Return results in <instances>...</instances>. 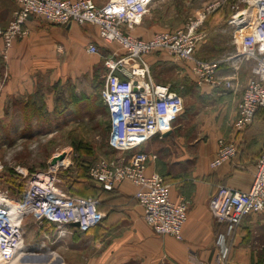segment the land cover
Listing matches in <instances>:
<instances>
[{"label": "built area", "instance_id": "built-area-1", "mask_svg": "<svg viewBox=\"0 0 264 264\" xmlns=\"http://www.w3.org/2000/svg\"><path fill=\"white\" fill-rule=\"evenodd\" d=\"M15 1L18 11L13 20L6 29L0 26V36L6 47L25 35L24 24L36 16L58 26L72 23L93 25L106 43L119 45L124 50L122 55L113 51V55L119 58L106 61L109 73L101 91L110 116L108 145L115 154L92 165L89 176L106 190L125 181L133 183L137 187L134 198L154 233L182 240L188 220V202H173L170 185L164 177L147 172L149 159L156 156H151L143 148L172 129L184 112L185 101L179 90L152 79L147 57L163 53L177 61L191 62L199 86L221 91L237 87V73L223 75L222 67L228 65L235 71L241 62H250L252 76L242 91L234 121L235 130L242 132L253 123L259 111H264V0H254V6L250 4L246 9L241 6L244 0L237 1L230 23L234 26V38L241 51L217 60L196 57L201 39L197 28L201 22L192 23L187 28L162 31L149 39L133 37L132 31L142 23L155 0H108L104 4H97L94 0ZM251 6L253 12L240 15ZM237 17L239 25L235 26L233 22ZM251 24L249 31L240 35ZM87 52L98 54V45L89 44ZM238 154L235 142L222 139L211 167L217 168ZM65 166L60 161L58 166H50L46 172L32 175L20 200L15 201L20 212L18 221L13 220L8 203L1 200V197L8 198L0 191V255L4 261L13 259L24 242L22 225L28 215L55 225L60 235L66 233L64 228L71 223L78 222L77 230L81 232L101 223L103 215L98 210L97 199L71 196L62 189L59 171ZM2 168L0 165V171ZM209 210L217 223L225 224L231 231L238 228L247 216L264 213V144L250 187L242 191L219 186L209 200ZM217 264L227 263L220 260Z\"/></svg>", "mask_w": 264, "mask_h": 264}, {"label": "rangeland", "instance_id": "rangeland-1", "mask_svg": "<svg viewBox=\"0 0 264 264\" xmlns=\"http://www.w3.org/2000/svg\"><path fill=\"white\" fill-rule=\"evenodd\" d=\"M94 1L104 4L108 0ZM237 1L155 0L144 19L158 31L187 28L192 23L201 22L197 28L201 39L196 57L202 60L226 59L241 51V46L234 38V26L230 23ZM249 2L250 0H244L242 8L246 9ZM218 3L216 8L210 10V7L213 8ZM95 34L97 36L98 32L95 31ZM97 38L99 43H93L99 46L101 55L91 57L85 53L81 58L82 66L78 74L69 72L59 77L52 73L35 75L33 90L27 93L16 94L10 84L20 86L25 82L14 78L9 82L10 72L0 70V165L3 167L0 171V191L11 200L10 203L19 201L32 175L46 172L52 159L60 154L63 155V160L65 158L69 161L59 171L62 175V189L78 195L83 192V195L103 197L98 196L99 191L92 188L95 184L88 179V172L92 165L110 154L107 149L110 117L101 100V91L109 73L105 63L111 59V49L119 55L124 50L119 45H109L99 35ZM164 56L150 55L152 79L159 84H170L177 88L183 86L181 92L185 108L174 125L172 140L166 142L157 138L146 151H162L164 145L179 139L183 140L184 145L201 140L203 136L200 130L207 124V113L200 110L202 105H198L205 95L201 93L202 87L197 84L193 64L171 58L170 61L155 62ZM117 58L119 57L114 56V59ZM251 67L250 62L240 63L239 69L235 70H240L237 82L245 80L244 71L249 68L251 70ZM9 86L13 93L7 92ZM26 105H30V113L26 111ZM31 113L41 115L42 119H31ZM262 220L258 217L256 220L251 218L242 222L235 229L233 240H230L232 237L227 238L226 243L232 252L229 260L242 247L241 250L245 248L246 255L247 250L256 254V264H264ZM22 226L25 248L20 262L16 264H92L94 258L101 256L89 249V242L97 234L96 230L84 233L69 228L66 236H61L56 227L37 221L29 215L25 217ZM236 237L240 239L238 245L235 244ZM47 240L62 242L65 252L61 253L60 258L45 253L43 242ZM55 250L53 248L52 251L55 253Z\"/></svg>", "mask_w": 264, "mask_h": 264}, {"label": "crops", "instance_id": "crops-1", "mask_svg": "<svg viewBox=\"0 0 264 264\" xmlns=\"http://www.w3.org/2000/svg\"><path fill=\"white\" fill-rule=\"evenodd\" d=\"M17 11L18 4L15 0H0V26L3 29L9 26ZM23 29L25 35L15 39L10 47H6L3 37L0 36V70L10 72L9 82L12 78L25 82L20 86L10 84L16 90V94L33 90L32 81L35 75L52 73L59 77L69 72L78 74L83 56L101 55L99 53L91 55L87 52L89 44L94 41L99 43L98 35L95 34L97 28L93 25L72 23L55 27L40 17L32 16L26 21ZM159 32L162 31L150 27L143 19L132 34L138 38L149 39ZM111 50L113 52V49ZM112 54L111 58H114ZM157 55L165 54L157 53L155 57ZM149 58L150 56L147 57L148 63ZM160 61H170V58L165 55L155 62ZM249 69L244 71L245 80L239 83L237 79L235 82L237 87L231 91L202 87L201 93L205 96L198 105H202L200 110L207 113V124L200 130L203 136L201 140L184 145L183 140L178 138L180 141L164 145L162 151H146L157 138L166 142L171 141L174 136L173 126L170 132H166L168 135L154 138L143 148L151 156H156L149 159L147 172L166 176L173 202H188V220L183 229V239L154 233L134 198L137 187L125 181L119 184L114 192L105 193L101 198L99 211L103 215L102 224L95 229L97 234L89 242V249L100 253L101 256L94 258L92 264H217L220 260L227 264L257 263L256 254L247 250L246 255L245 248L241 250L240 245L238 247L241 248L236 251L234 257L230 256L229 260L232 252L226 240L233 236L235 230L231 231L225 224L217 223L209 210V200L219 186L224 185L242 191L250 187L257 160L263 149L264 111H260L253 123L244 131L238 132L234 128L239 99L252 76V70ZM239 71L236 72L237 75H240ZM234 72L229 66L222 67L223 75L230 76ZM174 88L180 92L184 89L183 86ZM9 91L12 92L10 86L7 89V92ZM222 139L235 142L239 154L229 162L212 168L211 162L217 155L219 141ZM107 149L110 151L108 156L115 154L110 149L108 141ZM258 217L264 220V213L251 214L244 221L251 218L256 220ZM69 228L77 230L67 226L64 228L66 233L61 236H66ZM230 240H233V237ZM239 241L240 239L236 237L235 244L238 245ZM43 246L46 247L47 255H56L57 258L65 252L62 242L56 240H47L43 242ZM53 248H56L55 253L52 251ZM62 261L64 263V259Z\"/></svg>", "mask_w": 264, "mask_h": 264}, {"label": "bare ground", "instance_id": "bare-ground-1", "mask_svg": "<svg viewBox=\"0 0 264 264\" xmlns=\"http://www.w3.org/2000/svg\"><path fill=\"white\" fill-rule=\"evenodd\" d=\"M250 4L251 5H253L254 6V0H250ZM253 6H251L247 11H245V12H243L242 14H240V15H243V14H245V15H248L249 13H251V12H253L252 11V9H253ZM202 19H203V15H202ZM237 19H238V17L234 20V22H233V24L235 25V26H237V25H239V23L237 22ZM240 27V26H239ZM249 28H244V31H242L241 33H240V35L242 34V33H247L248 31H249V29L252 27V24L251 25H249L248 26ZM129 65V64H128ZM61 157H63V155H56L53 159H52V163H55V166H58V162H60V159H61ZM63 163L65 164V165H68L69 164V161L67 160V159H65L64 158V160H63ZM2 199V201H5V202H7L8 203V205L10 206V210H11V212H12V218H13V220H15V221H18V217L20 216V212H19V210H18V207H17V203L15 202V203H10V199H6V198H3V197H1ZM24 248H25V246H24V242H22L20 245H19V248H18V253H17V255L13 258V259H11L10 261H4L3 259H2V257H1V255H0V264H16V263H19L20 262V258H21V256H22V254H23V250H24Z\"/></svg>", "mask_w": 264, "mask_h": 264}, {"label": "trees", "instance_id": "trees-1", "mask_svg": "<svg viewBox=\"0 0 264 264\" xmlns=\"http://www.w3.org/2000/svg\"><path fill=\"white\" fill-rule=\"evenodd\" d=\"M181 94H182V92H180ZM101 100H102V98H101ZM102 102H103V100H102ZM25 108H26V111H31V107H30V105H26L25 106ZM105 108L107 109V107L105 106ZM28 111V112H29ZM261 111H263V110H261ZM107 112L109 113V111H108V109H107ZM260 112V111H259ZM258 112V113H259ZM30 113V112H29ZM31 114H33L32 115V117H30L31 119H34V118H38V119H42V117H41V115H39V114H36V113H31ZM163 176V175H162ZM60 177H61V180H62V175H60ZM164 177V179L166 178V176H163ZM88 179L90 180V181H92V179L90 178V176H89V172H88ZM166 180V179H165ZM93 182V181H92ZM94 183V182H93ZM95 184V183H94ZM92 188H94V190H96V191H99V195L98 196H104L105 195V193H112V192H114L115 191V189L116 188H114V189H112V190H106V189H104L102 186H100V185H98V184H95ZM69 195H71V196H77V197H83V198H94V199H97L98 200V202H99V204H98V210H99V208H100V204H101V198H98V197H96V196H93V195H83L82 193L83 192H80V195H78V194H73V193H71L70 191L69 192H67ZM103 198V197H102ZM102 224V221H101V223L98 225V226H96V227H94L93 229H91V230H89V231H87V232H84V233H88V232H91V231H93V230H95V229H97L100 225ZM53 227H55V225H52ZM77 231V230H76ZM79 232V231H78Z\"/></svg>", "mask_w": 264, "mask_h": 264}, {"label": "water", "instance_id": "water-1", "mask_svg": "<svg viewBox=\"0 0 264 264\" xmlns=\"http://www.w3.org/2000/svg\"><path fill=\"white\" fill-rule=\"evenodd\" d=\"M169 132H170V131H169ZM168 134H169V133H165V136L168 135ZM62 160H63V157H61L60 161H62ZM53 165H55V163H51L50 166H53ZM70 226H71V227H74V228L77 229V228H79L80 224H79L78 222H76V223H71Z\"/></svg>", "mask_w": 264, "mask_h": 264}]
</instances>
